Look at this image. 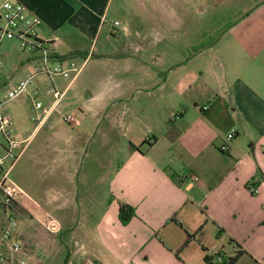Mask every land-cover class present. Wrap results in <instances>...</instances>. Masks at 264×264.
<instances>
[{"label": "crops", "instance_id": "obj_1", "mask_svg": "<svg viewBox=\"0 0 264 264\" xmlns=\"http://www.w3.org/2000/svg\"><path fill=\"white\" fill-rule=\"evenodd\" d=\"M13 1L39 19L37 35L55 56L77 54L84 58V66L91 60L107 61L108 65L123 58L114 37L121 33L127 38L129 31L109 17L122 0L117 8H112L115 0ZM246 20H251L246 28L229 29L223 48L212 53L206 66L212 82L206 85L201 83L202 74L190 70L187 62L211 46L200 49L199 43L195 47L190 41L193 35L187 45L193 51L188 61L168 69L169 74H176L175 88L169 78L154 85L153 73L144 71L146 64L129 65L128 70H135L140 78L137 88L153 90L157 86L169 92L158 97L146 93L144 100L137 96L128 99L121 92L111 98L112 109H121L104 117L99 142L111 144L118 131L126 137L125 132L136 122L145 126V132L128 138L123 160L108 183L106 206L93 222L85 217L73 227L67 217L80 207L73 200V179L89 132L77 131L84 123L81 110L63 113L68 105L61 104L79 75L71 82L58 76L35 78L41 107L34 109L29 134L21 129L22 120L15 118L14 137L22 143L23 152L9 175L21 159L31 167L28 198L45 214L61 215L53 218L60 231L49 242L34 238L28 249L20 234L16 239V228L12 238L20 246L19 252L10 251L11 241H4L0 247L7 256H0V264L20 260L24 264H83L86 260L93 264H206L205 258L216 255L235 257L231 264H264V14ZM114 21L118 27H113ZM149 46L138 51L151 54ZM33 65L28 55L10 87L31 75ZM51 86L64 93L55 107L47 93ZM93 98L85 106L96 124L105 106L91 103ZM143 101L149 103L148 108L152 102L161 104L154 111L145 105L136 108ZM65 115L77 119L78 125L70 126L76 131L70 132L63 121ZM17 179L25 184L23 177ZM13 202L19 208L28 203L20 194ZM121 204L135 211L126 225L118 220ZM8 213L0 206V221H6Z\"/></svg>", "mask_w": 264, "mask_h": 264}, {"label": "rangeland", "instance_id": "obj_2", "mask_svg": "<svg viewBox=\"0 0 264 264\" xmlns=\"http://www.w3.org/2000/svg\"><path fill=\"white\" fill-rule=\"evenodd\" d=\"M120 1L115 0L112 8H117ZM122 1L123 4L118 5L119 9L112 11L109 17L116 18L121 27L125 26L129 31L127 38H122L121 33L114 37V40L118 41L115 47L123 54V58L112 61L108 65L106 64L107 61L98 63L96 60H91L84 66L83 71L79 74L61 104V106L66 103L68 105L62 109L63 113L76 114L81 110L84 123L77 131L80 133L84 130L89 132V137L81 150L80 161L73 179V188L76 190L73 200L74 203L77 201L80 205V207L75 208L74 215H67L70 218L68 222L71 225L73 224V227L78 225V222L80 224L85 217H89L90 221L93 222L106 206L108 183L117 164L123 160L128 146V138H134L145 132V126L136 122L133 124L131 131L125 132L126 137L123 136V131H118L114 134L115 140L111 141V144L100 143L99 139L102 136L100 132L106 120L104 117L112 110L121 109V107L116 106L112 109L111 98L121 92L127 95L128 99L131 96H137L139 99L144 100L146 93H153L158 97L169 92L168 89L159 90L157 86L153 90L137 88L135 83H138L140 78L135 76V70H128L129 65L146 64L145 66H148V68H144L147 69L144 71H147L148 74L153 73L154 85H158L164 79L169 78L171 87L175 88L176 74L175 72L169 74L168 69L179 62H185L193 54L192 48L187 46L189 45V36L193 35L190 41H194L195 47L199 43L211 44V50H203L204 53L201 56L186 61L190 70L196 69L202 74L201 83L206 85V83L212 82L207 77L206 66L211 61L212 53L223 48L227 31L229 29H235V31L244 29L246 24L251 21L246 20L247 18L250 19L252 15L264 14V0ZM100 41L101 38L98 40V44ZM145 45L148 47L151 45L149 51L151 54L138 51L139 47L144 48ZM27 56V51L21 48L17 40L7 38L1 40L0 101H3V97L11 86L10 80L14 82L18 79L17 69L21 68V64L25 62ZM150 66L154 70H151ZM100 80H103V82ZM91 97H94L91 103H99L100 107L105 106L96 124H93L94 122L90 119L91 113L87 112L85 106L86 100ZM159 104L161 103L152 102V105L148 108L149 103L143 101L141 104L137 103L136 108L145 105L147 109L154 111L155 106ZM2 110L10 119L9 131L12 136H14L17 127L15 122L17 117L22 120L21 129L23 132L30 133L33 126L31 117L34 115V108L25 94L16 101L5 102L2 105ZM98 123L99 125H97ZM68 129L70 132L76 131L75 128L70 126H68ZM25 137L23 136V138ZM37 139L38 137L35 141ZM2 143L3 138L0 136V144ZM82 155L85 156L83 160L81 159ZM19 176L23 177L25 184L22 182L17 183ZM32 176L31 167L26 162L23 163V159H21L9 175L7 185L18 191L21 198H24L30 205L28 207V203H24V206L19 208L16 206V202H12L3 208V210H9V213L5 216L6 221H0V230L4 229V224L6 226L8 221L12 222V230L17 228L16 233H14L16 239L20 234V241L24 239L26 242L24 247L28 249H32L34 238L49 242L50 239L58 237V234L53 235L47 231L46 222L53 218L59 219L61 216L59 213L45 214L43 208L35 205V208L33 207V198H28L27 193V184L28 182L31 183L29 179ZM33 210L38 213L33 214L31 212ZM0 256L3 259L7 256V252L3 251L1 247ZM36 259H39V257Z\"/></svg>", "mask_w": 264, "mask_h": 264}, {"label": "built area", "instance_id": "obj_3", "mask_svg": "<svg viewBox=\"0 0 264 264\" xmlns=\"http://www.w3.org/2000/svg\"><path fill=\"white\" fill-rule=\"evenodd\" d=\"M39 24V19L21 3L13 0H5L1 3L0 42L4 38L17 40L34 63L32 74L10 87L3 97V101H0V136L3 138V143L0 145L2 149L0 155V206L3 208L11 204L14 198L19 195L18 191L7 185V179L9 172L21 156L23 148L20 147L22 143L10 134L9 126L11 122L9 117L3 113L2 105L5 102L15 101L25 94L34 109H39L41 103L37 101L38 91L35 87V78L41 77L50 80L52 77L58 76L71 82L80 74L84 66V58L77 56L57 57L49 52L46 47L47 43L37 35L36 29ZM112 25L118 27L119 23L114 21ZM77 62L81 64L79 65ZM47 93L53 99V107L60 103L64 95L63 92L53 86L48 89ZM36 120L37 118L34 119V121ZM63 121L69 126L78 125L77 119L72 115L63 116ZM225 148V146L220 147L221 150H225ZM191 178L194 179V177ZM250 191L255 193L253 189ZM12 229L13 223L8 221L1 231L0 244L3 245L4 241H11L8 248L10 251L18 253L19 246L12 238ZM46 229L51 234H58L60 225L55 220L49 219L46 223ZM223 260L222 256L216 255L210 264H222ZM18 264H24V261L20 260ZM83 264L93 263L86 260ZM224 264H227V262L224 261Z\"/></svg>", "mask_w": 264, "mask_h": 264}, {"label": "trees", "instance_id": "obj_4", "mask_svg": "<svg viewBox=\"0 0 264 264\" xmlns=\"http://www.w3.org/2000/svg\"><path fill=\"white\" fill-rule=\"evenodd\" d=\"M210 45L211 44H209V43H207L205 45L202 43L199 48L200 49H203V48L208 47ZM71 56H79V55H77V54H70V55H66L65 57H71ZM131 148L132 149H135V150H139L138 147L131 146ZM170 177L173 180L176 179L175 178L176 176L173 175V174H170ZM176 180L178 182V178ZM134 216H135V211H134L133 207H131L129 205H126V204L119 205V207H118V220H119L120 224L126 225ZM234 258L225 259L223 257L224 260H223V263L222 264H224V261H226L227 264H231ZM212 260H213V258L212 259L205 258L206 264H210L212 262Z\"/></svg>", "mask_w": 264, "mask_h": 264}]
</instances>
